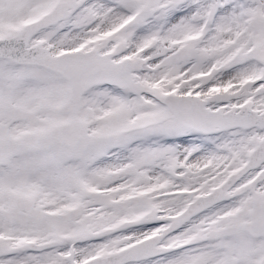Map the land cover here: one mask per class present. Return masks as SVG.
<instances>
[{"label": "snow or ice", "instance_id": "6c2138e0", "mask_svg": "<svg viewBox=\"0 0 264 264\" xmlns=\"http://www.w3.org/2000/svg\"><path fill=\"white\" fill-rule=\"evenodd\" d=\"M0 264H264V0H0Z\"/></svg>", "mask_w": 264, "mask_h": 264}]
</instances>
